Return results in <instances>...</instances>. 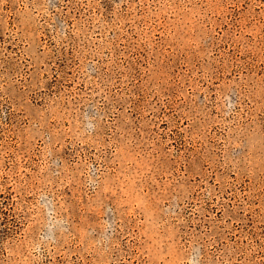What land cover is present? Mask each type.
Returning a JSON list of instances; mask_svg holds the SVG:
<instances>
[{"label":"rangeland","instance_id":"rangeland-1","mask_svg":"<svg viewBox=\"0 0 264 264\" xmlns=\"http://www.w3.org/2000/svg\"><path fill=\"white\" fill-rule=\"evenodd\" d=\"M0 264H264V0H0Z\"/></svg>","mask_w":264,"mask_h":264}]
</instances>
